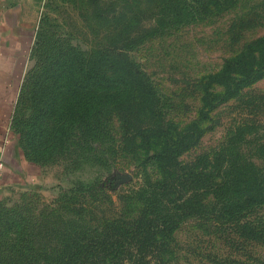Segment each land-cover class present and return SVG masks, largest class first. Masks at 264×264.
I'll return each mask as SVG.
<instances>
[{
    "label": "rangeland",
    "instance_id": "rangeland-1",
    "mask_svg": "<svg viewBox=\"0 0 264 264\" xmlns=\"http://www.w3.org/2000/svg\"><path fill=\"white\" fill-rule=\"evenodd\" d=\"M24 4L25 21L34 27V33L25 55L24 82L12 127L21 134L22 153L40 172L41 182L35 188H5L0 195V264H20L3 261L9 252L14 253L16 247L9 244L15 242L12 231L16 232L19 224L41 222L51 229L68 217L71 204L75 208L83 204L89 210L88 220L132 217L139 210L146 182L160 175L154 163L143 162L142 152L123 148L115 115L107 126L93 124L97 140L93 145L110 161V181L104 165L75 161L85 156L77 146L82 123L75 121L70 128L55 132L60 107L69 103L65 85L73 51L85 55L87 50L101 49L115 38L119 26L95 18L98 8L88 0H24ZM186 6L187 12L174 16L165 33L133 43L127 52L148 77L164 119L178 127L197 120L204 129L199 143L179 155L181 162L209 157L228 166L233 158L241 178L248 176L252 166L264 171V77L242 85L224 101H214L210 119L200 113L203 90L222 89L201 80L217 72L248 41L264 35V0L212 4L206 14L196 12L193 1H187ZM111 15L109 19L114 20ZM125 28L132 29V24ZM91 91L96 96L99 93L98 89ZM101 106L96 99L89 112H96L99 118ZM53 140L63 145L52 148ZM76 185L92 187L82 195L72 190ZM244 189L242 183L232 195L241 197ZM240 221H260L264 227V206L250 208ZM213 223L188 216L175 229L179 264H264V240L245 239L236 233L226 237Z\"/></svg>",
    "mask_w": 264,
    "mask_h": 264
},
{
    "label": "trees",
    "instance_id": "trees-1",
    "mask_svg": "<svg viewBox=\"0 0 264 264\" xmlns=\"http://www.w3.org/2000/svg\"><path fill=\"white\" fill-rule=\"evenodd\" d=\"M187 1L196 3L195 10L200 14L210 12L212 4L227 6L233 2L115 0L107 4L101 0H88L89 4L98 8L94 11L95 18L100 17L106 23L114 21L119 29L115 38L99 50H87L85 55L73 51L65 85L69 103L60 107L55 132L70 128L75 121L82 123V139L77 140V146L85 156L75 161L104 165L107 180L110 181L113 179L110 176V161L108 157L100 156L93 145L97 141L93 124L107 126L110 117L115 115L121 127L123 148L142 152L143 162L154 163L160 175L146 182L139 210L132 217L88 220L89 210L83 204L79 208L71 204L68 217L51 229H45L41 222L19 224L16 232L12 231L16 234L15 242L9 244L16 248H13L14 253L9 252L10 256L4 258V262L179 264L173 235L188 216L216 223H213L216 231L226 237L236 233L245 239L264 240V227L260 221L256 224L240 221L250 208L264 206L262 168L252 166L248 176L241 178L233 158H230L228 166L219 165L218 161H211L209 157L181 162L179 155L199 143L204 129L199 127L197 120L181 127L165 120L158 110V97L148 77L127 52L131 44L165 33L174 16L187 12ZM110 12L114 20L109 19ZM145 21L149 22L148 26L143 25ZM131 24L132 29L125 28ZM262 77L264 35L248 41L240 51L227 58L217 72L201 80L202 84H219L222 89L216 92L204 87L200 113L210 119L209 112L214 107V101H224L235 95L242 85ZM95 89L99 90L97 96L91 91ZM96 99L102 104L100 119L95 116L96 112H89ZM11 128L20 144L21 134L13 129L12 123ZM58 142L53 140L51 147L63 145ZM33 146L30 144L32 149ZM45 146L44 149H47ZM242 183L244 192L241 197H235L232 194ZM91 187L76 185L72 190L85 195Z\"/></svg>",
    "mask_w": 264,
    "mask_h": 264
},
{
    "label": "crops",
    "instance_id": "crops-1",
    "mask_svg": "<svg viewBox=\"0 0 264 264\" xmlns=\"http://www.w3.org/2000/svg\"><path fill=\"white\" fill-rule=\"evenodd\" d=\"M25 15L24 0H0V157L4 161L0 195L5 188H35L41 182L40 172L24 157L11 128L34 33Z\"/></svg>",
    "mask_w": 264,
    "mask_h": 264
},
{
    "label": "built area",
    "instance_id": "built-area-1",
    "mask_svg": "<svg viewBox=\"0 0 264 264\" xmlns=\"http://www.w3.org/2000/svg\"><path fill=\"white\" fill-rule=\"evenodd\" d=\"M3 168H4V161H3V158L0 157V178L2 175Z\"/></svg>",
    "mask_w": 264,
    "mask_h": 264
}]
</instances>
